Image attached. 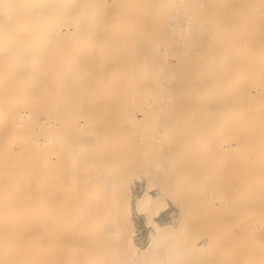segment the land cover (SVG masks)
Instances as JSON below:
<instances>
[{
	"label": "bare ground",
	"instance_id": "6f19581e",
	"mask_svg": "<svg viewBox=\"0 0 264 264\" xmlns=\"http://www.w3.org/2000/svg\"><path fill=\"white\" fill-rule=\"evenodd\" d=\"M0 264H264V0H0Z\"/></svg>",
	"mask_w": 264,
	"mask_h": 264
}]
</instances>
